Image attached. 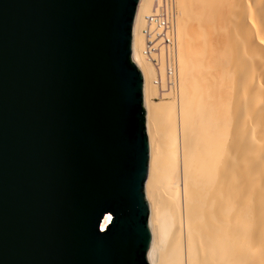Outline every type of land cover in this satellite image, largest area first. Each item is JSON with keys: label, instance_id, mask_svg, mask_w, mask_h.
Here are the masks:
<instances>
[{"label": "water", "instance_id": "1", "mask_svg": "<svg viewBox=\"0 0 264 264\" xmlns=\"http://www.w3.org/2000/svg\"><path fill=\"white\" fill-rule=\"evenodd\" d=\"M138 1L0 0V264H149Z\"/></svg>", "mask_w": 264, "mask_h": 264}, {"label": "bare ground", "instance_id": "2", "mask_svg": "<svg viewBox=\"0 0 264 264\" xmlns=\"http://www.w3.org/2000/svg\"><path fill=\"white\" fill-rule=\"evenodd\" d=\"M131 59L146 109L148 263L264 264V0H139Z\"/></svg>", "mask_w": 264, "mask_h": 264}, {"label": "rangeland", "instance_id": "3", "mask_svg": "<svg viewBox=\"0 0 264 264\" xmlns=\"http://www.w3.org/2000/svg\"><path fill=\"white\" fill-rule=\"evenodd\" d=\"M157 94H155V96H154V100H156V101H160L161 99H163L164 97L161 95V94H158L157 96H156ZM167 95V94H166ZM171 94H169V96L168 97H171V99H172V95L170 96ZM162 97V98H161ZM145 113H146V109H145ZM162 200V201H161ZM158 202H159V204H158V206H159V213H162V214H164V212H166L167 210V205H166V201H165V204H164V200H163V198H159L158 199ZM161 203V204H160ZM163 203V204H162ZM162 206V207H161ZM164 206V207H163ZM163 209V210H162ZM161 211H163V212H161ZM165 215V214H164ZM163 215V216H164Z\"/></svg>", "mask_w": 264, "mask_h": 264}]
</instances>
